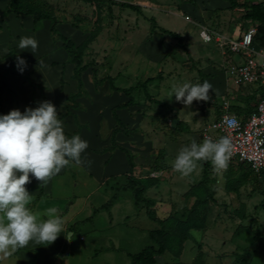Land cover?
I'll return each instance as SVG.
<instances>
[{"label": "rangeland", "instance_id": "1", "mask_svg": "<svg viewBox=\"0 0 264 264\" xmlns=\"http://www.w3.org/2000/svg\"><path fill=\"white\" fill-rule=\"evenodd\" d=\"M113 1L139 9L89 0H14V4L53 15L58 23L74 28L69 37L81 55V63L95 67L94 71L91 66L85 70L90 80L95 73L97 78L112 76L120 85L133 87L131 120L126 123L131 132L125 142L131 151H137L141 173L162 170L156 187L160 202L154 211L161 220L176 211L172 228L187 240L184 258L197 255L193 264H264V171L230 159L223 172H216L210 161H204L185 176L170 161L183 146L193 140L201 142L204 128L224 108L233 112L239 95L235 89H228L223 78L226 73L220 55L229 52L224 53L215 41H203L200 25L237 37L247 28L244 19L239 12L227 17L219 11L205 12L198 0ZM5 16L2 12L1 17ZM164 30L181 35L185 50ZM255 39L261 44L264 41L259 34ZM205 80L213 85L209 100H194L186 106L174 96L170 98L174 84ZM214 80H219L222 91L215 87ZM67 168L62 175L60 172L51 177L48 197L53 199L45 200L48 208L58 209L62 220H73L75 225L70 242L66 240L62 246L64 260L58 258L56 264H131L129 254L151 243L148 232L159 228L160 222L152 221L143 207L134 205L130 190V202H126L128 197L123 198L127 208L116 212L129 219L124 225L123 220L114 219L110 226L108 209L99 208L106 203L109 191L96 182L88 164ZM187 182L189 187L196 185L193 205L184 195ZM201 183L206 187L202 194L198 191ZM28 206L40 219L48 218L47 207H34L32 198ZM96 208L99 211L93 213ZM113 234L119 237V249L105 250ZM31 251L35 250L0 253V264H32V256L27 261ZM37 251L40 253L41 248ZM172 254L166 251L158 263L167 260V264H176L170 262ZM44 259L41 257L38 264H45Z\"/></svg>", "mask_w": 264, "mask_h": 264}, {"label": "crops", "instance_id": "2", "mask_svg": "<svg viewBox=\"0 0 264 264\" xmlns=\"http://www.w3.org/2000/svg\"><path fill=\"white\" fill-rule=\"evenodd\" d=\"M7 1L0 0V114H7L12 109H19L23 112L25 107H36L38 102L45 100L50 101L56 106L57 113L62 119L66 136L71 137L75 134L79 135L82 140L87 141L88 147L85 149V153L82 154V160L86 161V163L82 166L88 164L90 166L89 172L94 175L96 182L101 185L102 189L109 191V194L106 196V203L101 204L99 208L108 209L110 213V226L113 222L115 223L114 219L123 220V222L129 219V216H124L123 213L119 215L116 212L120 209L124 212L127 205H125L123 198L129 196L130 190L132 191L133 198L134 190L139 188V186L143 187L142 197L152 199V209H156L160 202L156 187L159 184L160 172L162 170L155 171V173L159 174V177H154L155 173L152 174L148 171L141 173L139 167L141 164L137 151H131V147L125 142L127 133L131 132L126 123L131 120L129 110L134 104L133 99L132 105L126 108H117V106L129 100L131 90L127 93L112 91L109 89L107 81L94 86L93 80H90L87 75L88 71H84V74L82 73V87L79 89L77 81L73 77L74 62H72L71 57L63 48V41L52 35L50 21L45 19L35 22L29 14L22 15L14 12H8L7 16H5L6 18L3 19L1 14ZM198 2L199 5H202V10H205V12L212 13V11H219L222 17H227L229 14L235 12H239L242 16L248 10V8L242 6L232 7L227 0H198ZM236 2L249 4L258 1L236 0ZM196 13L199 15L200 9ZM244 21L247 26L250 24L256 25L250 20ZM6 23H9L10 26H7ZM56 27L61 34L67 37L72 32H75L74 28L67 24L58 23ZM234 28H231V31L234 32ZM21 36H34L38 41L37 50L31 52V49H19L17 44ZM207 53L210 54V52ZM17 56L22 57L26 61L27 67L23 72L17 69ZM243 58V53L242 55L230 52L226 55L221 53L220 62H222V67H225L233 62H241ZM41 60L44 61L43 67L39 63ZM112 78L114 79V77ZM223 78L226 82L225 84H228L227 87H230L228 89L230 91L235 89L239 94L238 98L234 101V111L232 113L245 118L250 112L255 110L259 91L252 84L236 85L226 75ZM226 78L228 79L227 81L225 80ZM117 81V79H114L116 87L129 88V85H120ZM212 82H214L215 87L219 91L223 90L224 87L222 88V85L218 83L219 80ZM78 91L80 93L73 96ZM114 114L122 124L116 121ZM121 148H124V150ZM126 151L131 155V162ZM174 154L177 155V152L175 151ZM174 158H170L172 164ZM72 165L74 164L70 163L68 168L61 169L60 175H62V172L66 168L69 169ZM70 173L74 175L73 172ZM132 180L137 181L140 185L133 186L131 184ZM50 181L51 178L46 183H40L35 178H31L30 182L25 185L31 195L34 207L41 206L46 209L48 201L45 200L52 198L48 197L50 196ZM184 185L185 183L179 187H184ZM185 187L187 188L184 195L187 199L191 200V205H193L196 198V185L194 184L189 187V183L187 182ZM205 188L201 183L198 191L202 194ZM172 194L173 192H171ZM126 202H130L129 197ZM133 203L135 206L145 209L144 204H136L134 198ZM96 211H99V209L96 208L93 213ZM93 213L92 215H94ZM176 215V211H172L165 214L162 220L159 218L165 228L170 222L171 225L169 229L166 228L168 232L161 238L165 250L162 254L156 256L154 264H160L158 263V259L166 251L173 253L170 262H175L176 264H193L197 256L192 254L189 258H184V243L187 240L183 236L178 235L176 230L172 228V224H175L173 218ZM41 217L45 218L44 215H41ZM63 222L65 233L58 234L57 239L50 244H42L40 253H37L34 259L35 252L31 251L30 255H27V261H30L31 256L32 264H38L41 257H45V264H56L58 258L64 260L62 246L66 240L70 242L75 225L74 223L72 224L73 220H63ZM78 228L79 226L77 225ZM128 228L130 227H126L125 229L127 230ZM154 229L149 230V238L150 232ZM116 238L119 237L113 234L109 245L103 248L105 250L119 249L116 248V244H118ZM79 239H82V237ZM38 243V241L31 240L25 247L21 248L35 250L39 245ZM134 254H129L130 262L131 255ZM163 264H167V260L163 261Z\"/></svg>", "mask_w": 264, "mask_h": 264}, {"label": "clouds", "instance_id": "3", "mask_svg": "<svg viewBox=\"0 0 264 264\" xmlns=\"http://www.w3.org/2000/svg\"><path fill=\"white\" fill-rule=\"evenodd\" d=\"M17 47L35 52L38 41L34 36H21ZM17 69L23 72L26 61L17 56ZM44 66V61H39ZM209 81L183 82L171 87V95L184 105L194 100H209ZM235 119L229 126L235 127ZM88 147L87 141L79 135L66 136L57 108L50 101H40L36 107H25L23 112L12 109L0 114V253L10 255L29 241L50 244L58 234L65 233L64 222L58 209H46V219L28 206L31 195L25 185L35 178L46 183L61 169L71 164L82 166V154ZM232 142L228 136L217 140L204 138L193 140L183 146L173 161V168L182 175L194 171L198 162L210 161L216 172H223L229 166ZM31 174V176H30Z\"/></svg>", "mask_w": 264, "mask_h": 264}, {"label": "built area", "instance_id": "4", "mask_svg": "<svg viewBox=\"0 0 264 264\" xmlns=\"http://www.w3.org/2000/svg\"><path fill=\"white\" fill-rule=\"evenodd\" d=\"M255 33L252 24L237 37L219 34L208 26L200 25L199 35L203 41H215L224 53H243L241 62H233L224 67L227 78L232 79L236 85L252 84L259 91L255 110L241 118L224 108L204 128L203 136L213 140L228 136L232 142L230 159L246 163L257 171H264V48L255 43ZM232 119L238 122L237 126H229ZM153 176L159 177V174Z\"/></svg>", "mask_w": 264, "mask_h": 264}, {"label": "trees", "instance_id": "5", "mask_svg": "<svg viewBox=\"0 0 264 264\" xmlns=\"http://www.w3.org/2000/svg\"><path fill=\"white\" fill-rule=\"evenodd\" d=\"M89 1H94V2L108 1L110 3L119 4L121 6L128 7L130 9H133L136 11H138V9H139L135 5H131V4H127V3H116L113 0H89ZM227 1L230 2L232 7L242 6V7L248 8V10L245 11L241 17L244 20H250L253 23H255L256 24V26H255V29H256L255 37L259 34L261 36V38L264 40V0H260L258 2L249 3V4L238 3V2H236V0H227ZM14 3H15L14 0H8L6 6L3 10V14H7L8 12H14L16 14H22V15L29 14L32 16V18L35 22H39V21H42L45 19L50 21V31H51L52 35L63 41V48L66 50V52L71 57L72 62H74L73 77L77 81V86L80 89L82 87V80H81L82 73L88 68V66H91V65H89L88 63L87 64L81 63V55L75 49L74 42L69 37H67V36H65L59 32V30L56 27L58 22L55 19V17L53 15H49L47 13L40 12V11H35V10L27 8V7H18ZM164 31L167 32L169 35H171L173 38H176L179 41L180 46L185 50V46L182 44V36L181 35H179L176 32H173V31H166V30H164ZM255 37H254L255 43L257 45L259 43V46L264 48V41L262 42V44L259 41L256 42ZM94 68H95L94 66H91L92 71H94ZM151 79L152 78H148L146 80H151ZM104 81L108 82L109 89L112 91H120L123 93H127L128 91L132 90V88H133V87H129V88L116 87L114 85V79L111 76H103V77L97 78L95 76V73H94V75H93L94 86L100 85V84L104 83ZM79 93L80 92L78 91L73 96H76ZM130 105H132L131 96H130L128 101L120 104L119 106H117V108H126ZM114 116H115V114H114ZM115 118H116L117 122L121 123L117 116H115ZM121 149L124 150V148H121ZM126 152L128 154V157H130L129 161L131 162V155L128 153V151H126ZM131 184L133 186L140 185L137 181H133V180L131 181ZM142 191H143L142 186H139V188H136L134 190V195H133L134 201L136 204L143 203L144 207L146 209L147 216L152 220L160 222V227L156 228L150 232L151 244L146 245L140 252H138L134 255H131V264H154L156 262V256L162 254L165 250V247L161 241V238L168 231L164 227L162 221L156 217V213H155L154 209H152L153 200L150 198L142 197ZM41 245L42 244H39L37 248L38 249L41 248ZM37 248L34 251L35 255H34L33 259L35 258L36 254L38 253Z\"/></svg>", "mask_w": 264, "mask_h": 264}]
</instances>
